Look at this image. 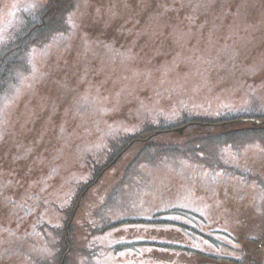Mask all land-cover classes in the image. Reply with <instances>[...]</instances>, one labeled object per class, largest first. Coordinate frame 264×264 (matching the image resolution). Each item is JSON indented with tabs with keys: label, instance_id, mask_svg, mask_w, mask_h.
Wrapping results in <instances>:
<instances>
[{
	"label": "rangeland",
	"instance_id": "rangeland-1",
	"mask_svg": "<svg viewBox=\"0 0 264 264\" xmlns=\"http://www.w3.org/2000/svg\"><path fill=\"white\" fill-rule=\"evenodd\" d=\"M238 109L264 118V0H0V264L66 247L67 264H144L152 232L193 239L188 210L227 230L264 215V131L213 125ZM181 120L207 124L157 133ZM172 206L189 223L146 221Z\"/></svg>",
	"mask_w": 264,
	"mask_h": 264
},
{
	"label": "flooded vegetation",
	"instance_id": "flooded-vegetation-1",
	"mask_svg": "<svg viewBox=\"0 0 264 264\" xmlns=\"http://www.w3.org/2000/svg\"><path fill=\"white\" fill-rule=\"evenodd\" d=\"M179 210L178 219L189 220L184 214V206H176ZM251 210L244 206L242 216L251 217L256 222L262 219V211ZM211 208V206L209 207ZM196 222H210L208 230L198 231L193 239L181 232L150 235L151 246L147 248L145 264H264V232L263 231H227L217 230V222L213 221L207 206H199L195 211L188 210ZM254 213H253V212ZM170 231V230H169ZM239 235V236H238ZM246 235L245 237H242ZM179 238L170 244V238ZM189 241L186 243L183 238ZM244 244L242 249L239 245ZM240 247V251H236ZM134 264V263H127Z\"/></svg>",
	"mask_w": 264,
	"mask_h": 264
},
{
	"label": "trees",
	"instance_id": "trees-1",
	"mask_svg": "<svg viewBox=\"0 0 264 264\" xmlns=\"http://www.w3.org/2000/svg\"><path fill=\"white\" fill-rule=\"evenodd\" d=\"M62 5H64L63 3H58V2H54V3H51V1H50V3H48L47 4V7L46 8H48V10H53V9H60L61 8V6ZM45 15H44V13L42 12L41 14H40V17L39 18H41V17H44ZM41 24V25H40ZM32 25H34V23L32 24ZM36 25H40V27L39 28H37V29H35V31H47L48 30V26L47 27H44V24H42L41 22H39V24H36ZM46 26V25H45ZM16 58V56L15 55H11L10 57H8L7 59H13V58ZM7 68H10V67H8L7 66ZM1 75H3V73L1 74ZM237 113H233V114H230V115H236ZM243 116V115H242ZM242 116L241 115H239V116H237V117H231V118H229L228 119V122L230 123V121H234V120H239V119H241L242 118ZM244 117V116H243ZM194 119V118H193ZM197 120H203L202 118H197ZM202 124V123H201ZM232 124H235V122L234 123H232ZM203 125H201L200 127H202ZM210 132V134H211V131H209ZM209 132H206L205 130L203 131V132H200L201 134H204V133H206V134H204V136H200V138L201 139H203V140H207V139H209L210 137H212V135H208L209 134ZM237 131H235V133H231V134H226V133H220V134H217V135H215V137H216V139L218 138V140L219 139H221V138H226V137H233L234 135V138L236 139V137H238V136H241V134H242V132H237ZM125 139H127V138H125ZM135 139H137L136 137L135 138H133L132 140H134V141H136ZM229 139H231V138H229ZM127 140H129V139H127ZM83 191V190H82ZM64 264H67V263H64Z\"/></svg>",
	"mask_w": 264,
	"mask_h": 264
}]
</instances>
